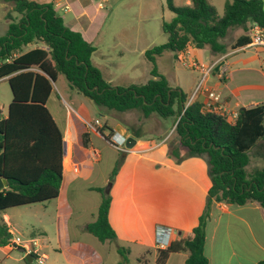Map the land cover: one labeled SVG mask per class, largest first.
I'll use <instances>...</instances> for the list:
<instances>
[{"label": "trees", "instance_id": "1", "mask_svg": "<svg viewBox=\"0 0 264 264\" xmlns=\"http://www.w3.org/2000/svg\"><path fill=\"white\" fill-rule=\"evenodd\" d=\"M1 1L10 5L11 13L18 18L7 13L8 27L0 36V80L7 81L11 92L6 118L0 119V176L7 181L0 191V247L7 246L11 239L2 220L6 211L46 203L59 195L63 139L46 108L59 75L70 89L102 113L138 111L144 118L174 117L173 133L179 143L174 152L184 153L175 159L176 163L206 157L210 186L191 237L157 249L154 264H165L170 255L177 253H187L185 264H208L204 255L205 226L212 205L255 203L264 209V167L246 173L249 152L264 150V103L239 108L231 123L220 113L203 110L199 100L187 105L185 94L171 89L156 69V59L165 52L177 56L189 46L208 47L214 55H224L227 47L220 40L231 28H242L244 33L230 49L245 48L251 43L250 25L264 29L262 0L227 2L220 18L207 0H190L181 7L166 0V7L172 13L171 20L161 24L166 42L144 53L151 67L150 79L128 88L115 87L103 79L91 64L95 48L65 26L51 3ZM86 137L85 134V145ZM120 167L117 160L109 182L114 181ZM90 191L98 193L100 203L95 220L86 224L84 231L99 243L115 242L117 236L108 221L111 197L102 188H90ZM116 252L120 256L117 264H129L125 248L116 247ZM258 264H264V260Z\"/></svg>", "mask_w": 264, "mask_h": 264}, {"label": "rangeland", "instance_id": "2", "mask_svg": "<svg viewBox=\"0 0 264 264\" xmlns=\"http://www.w3.org/2000/svg\"><path fill=\"white\" fill-rule=\"evenodd\" d=\"M186 0H172L175 7L185 5ZM232 0H207L215 10L217 17H222L224 7ZM74 2V1H73ZM101 3L105 9L113 8L109 22L112 26L121 29L135 27L144 28L150 33L153 47L166 42V36L161 31L162 22H169L172 13L166 7V0H82L83 6L90 3ZM72 8L74 4L71 3ZM10 6V5H9ZM11 7V6H10ZM7 13H11L9 10ZM59 15H62L58 11ZM4 10L0 3V34L7 30L8 21L4 22ZM11 16L18 18L15 13ZM244 33L242 28H231L220 43L227 47V52L232 51L230 46L235 39ZM3 36V35H2ZM188 47V50L191 49ZM184 56V55H183ZM185 61H196L199 64L211 65L214 55L208 47L196 49L185 55ZM264 54L256 55V48H249L235 56H229L227 63L222 65L224 77L228 78L227 88L231 89L234 98L242 106L250 103H264V68L262 60ZM156 69L168 82L171 89L182 91L187 101L192 96L196 86L201 80V74L189 69L178 62L175 55L165 52L156 59ZM219 72H211L203 88L220 93L224 86V77L218 78ZM55 88V87H54ZM73 108L93 119H104L100 112L86 98L75 94ZM67 100V99H66ZM196 100H202V91L196 95ZM11 102V92L6 80H0V119L7 115ZM68 102V100H67ZM62 106L64 107L63 102ZM69 104V102H68ZM67 109V107H65ZM224 114V113H223ZM226 115V113H225ZM121 129L127 132L129 138L138 141L133 150L136 155L104 149V141L93 137V148L101 152L102 160L99 163L87 162L77 185L78 193L63 194L60 200H51L46 203L32 204L8 210V223L13 232V238H19L22 243L34 241L40 246L39 254L46 257L44 264H117L120 256L116 247H123L128 251L129 264H144L139 260L147 250L151 249L150 234L151 224L164 220L186 223L187 219L182 214L183 205L174 202L164 203V209L159 212L160 186L158 170L160 162L172 163L182 152H174L178 148V139L173 133L175 118L161 119L156 115L144 118L138 111H129L116 114ZM105 123V122H104ZM107 129H103V136H107ZM138 136V137H137ZM150 149H153L149 151ZM261 152H249V164L246 173L252 174L255 170L264 167V157ZM148 159V161L146 160ZM115 160H120L121 168L113 182H107ZM182 168H196L200 173L208 172L205 156L194 157L182 164ZM110 184L109 195L114 199V207L110 220L116 228L115 242L99 243L93 236L86 233L83 223L90 220L85 214L86 206L90 199H97L95 193L86 190L96 186L104 191ZM88 200L80 202L79 195ZM73 200V202H70ZM166 226V223H162ZM190 237V235H187ZM23 250L22 246L19 247ZM20 262L8 261L6 264H26L25 254ZM146 255V254H145ZM145 258V257H144ZM146 264H154V257L146 255ZM29 264H37L34 260Z\"/></svg>", "mask_w": 264, "mask_h": 264}, {"label": "crops", "instance_id": "3", "mask_svg": "<svg viewBox=\"0 0 264 264\" xmlns=\"http://www.w3.org/2000/svg\"><path fill=\"white\" fill-rule=\"evenodd\" d=\"M35 1L41 4L51 3L56 12L60 11V13H62V15H59V13L57 14L62 18L65 26L72 31L78 32L87 43L95 48L91 57V64L99 70L106 82L115 87L128 88L131 85L145 84L150 79L151 67L144 53L153 47V42L150 41V33H148L146 29L135 27L129 30L125 28L123 30L120 27L117 28L112 26L109 22L106 24L109 18H111L113 8L109 9V7L105 9L101 3L91 2L89 6H83L82 0ZM102 2L108 3V0H102ZM0 3L5 12L3 17L4 22H7L5 20V15L11 7L1 0ZM71 3L74 4V8H72ZM189 3L190 0L185 1V5ZM5 32L6 31H2L0 36L4 35ZM242 34L243 33L240 35ZM190 48L191 49L188 50L187 47L184 52L176 56L178 62H181L182 59L185 60V55H188L189 52L196 51V48L193 46ZM247 49L249 48L245 47L226 52L221 56H214V60L211 64H216L215 67L219 66L217 71L219 72V79L224 77L222 65L227 63V58L244 52ZM261 53L264 54V50L256 48L257 57ZM262 74L264 76V72H262ZM223 82L225 83L223 89L220 93H216L219 95L220 100L213 106L212 111L220 114H229L237 112L239 108H249L257 105L256 102H251L247 107L240 105L234 98L231 89L226 86L228 78L224 77ZM75 94L77 93L69 88L64 77L59 75L56 82L53 84V90L46 102V108L61 131L63 139L61 163L62 180L59 188V195L56 200H60L65 192L70 195H75L79 192L76 184H78L77 181H79L78 179L87 162H101V152L94 149L92 146L93 137L104 141V149L108 146L109 150L111 149L116 152H118V150L109 143L111 135L118 133L128 138L127 132L121 129L120 122L116 117L118 113H102L97 109V112H100V117L104 119L105 123L98 118L92 120L88 115L80 112L81 110L79 111L73 108L72 105H74L76 101L74 97ZM205 97L206 94L203 91L202 100L199 101L203 103ZM61 102H63L64 107ZM65 107H67V109ZM95 121L99 122V126L89 129L88 125H92ZM104 128L108 131L107 136H103ZM85 134L87 135V145L84 143ZM131 137L135 138L133 135ZM137 143L138 141H135V145ZM151 150L153 149L149 151ZM258 151L261 152V158H263L264 150L260 149ZM136 153L137 152L132 148L130 152H122V158H125L127 154L136 155ZM146 160L148 161V159ZM189 160H192V158L185 159L180 163L174 161H172V163H158L161 167V169L158 170V181L162 187L159 191V212L164 209V203L166 202L179 203L183 205L182 214L187 221L186 223L170 220L164 222V220L158 219V221L151 224V249L147 250L145 254L154 257V262L156 259V250L158 249L155 245V230L157 227H168L173 230L169 243L171 241L190 238L191 231L196 226L197 219L203 211L210 182L207 173H200L196 168L181 167L184 162ZM106 181L109 182V176L106 178ZM90 188L100 187L92 186L86 188L87 191L95 193L98 197L97 199H90L89 205L86 206L85 214L90 217V220L83 223V229L86 224L95 220L100 203L98 193L90 191ZM79 198L80 202L82 200L89 201L88 198L81 194ZM70 202H73V200H70ZM113 207L114 199L111 197L108 221L115 231L116 228L110 220ZM8 219L9 216L6 211V213L2 215V220L7 225L8 232L12 237L13 232L11 227L8 226ZM162 223H166V226L162 225ZM116 232L117 231H115V233ZM187 235H190V237ZM30 241L27 242L30 245L31 243H35L34 241ZM35 245L37 246V244ZM19 247L20 246L12 247L9 245L0 247V264H6L8 261L12 263L20 262L24 255L22 253L23 250ZM37 248L40 250V246H37ZM145 254L140 258L144 264H146ZM204 255L208 260V264H258L263 261L264 209L255 203L246 204L244 206H230L223 203L212 205L210 218L205 226ZM186 257L187 253L172 254L165 264H185Z\"/></svg>", "mask_w": 264, "mask_h": 264}, {"label": "built area", "instance_id": "4", "mask_svg": "<svg viewBox=\"0 0 264 264\" xmlns=\"http://www.w3.org/2000/svg\"><path fill=\"white\" fill-rule=\"evenodd\" d=\"M249 35L251 38V43L247 45L248 48H259L264 50V29L261 27L251 24L249 27ZM183 65L189 69H192L194 71H197L201 74V80L199 81L198 85L196 86L192 96L188 100L187 105H189L191 102H193L196 99V95L200 91H204L206 94L205 101L202 103L203 110L205 111H212L213 106L219 102V95L214 93L213 91L207 90L203 88V84L205 83L207 77L210 75L211 72L214 71V68L216 64H211L209 66L205 64H199L196 61H185L184 59L181 60ZM262 65L264 68V59L262 60ZM223 115L228 122H234V120L237 117V112H232L225 115ZM99 126V122L95 121L92 125H88L89 129H93V127ZM127 137H123L122 135H119L118 133H114L111 135L109 139V143L118 151L124 152L131 150H127L125 147ZM173 234V230L168 227H157L155 230V245L158 249H165L169 245V241L171 238V235ZM9 246L16 247V246H22L23 252L25 255H33L32 260H34L37 264H44L46 257L43 254H39L40 250L37 248L35 243H22L19 238H13L9 240L8 243Z\"/></svg>", "mask_w": 264, "mask_h": 264}, {"label": "water", "instance_id": "5", "mask_svg": "<svg viewBox=\"0 0 264 264\" xmlns=\"http://www.w3.org/2000/svg\"><path fill=\"white\" fill-rule=\"evenodd\" d=\"M262 10L264 12V0H262ZM219 69V66L218 67H215L214 71L217 72ZM135 145V140L133 138H127L126 140V144H125V147L127 150H131ZM7 184V181L3 178H1L0 176V191L6 186ZM109 189H110V184L108 185V188L104 191L105 194H109ZM25 260L27 261V263H31L32 262V259L29 255H26L25 256Z\"/></svg>", "mask_w": 264, "mask_h": 264}]
</instances>
